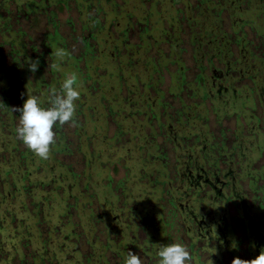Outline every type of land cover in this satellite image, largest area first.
I'll list each match as a JSON object with an SVG mask.
<instances>
[{
	"label": "rangeland",
	"instance_id": "1",
	"mask_svg": "<svg viewBox=\"0 0 264 264\" xmlns=\"http://www.w3.org/2000/svg\"><path fill=\"white\" fill-rule=\"evenodd\" d=\"M69 73L75 122L41 159L14 108ZM167 244L264 250V0H0V264H158Z\"/></svg>",
	"mask_w": 264,
	"mask_h": 264
},
{
	"label": "clouds",
	"instance_id": "2",
	"mask_svg": "<svg viewBox=\"0 0 264 264\" xmlns=\"http://www.w3.org/2000/svg\"><path fill=\"white\" fill-rule=\"evenodd\" d=\"M66 54L64 49H57L54 53L59 58ZM38 66V60L29 65L32 72L37 71ZM80 95L78 77L75 73H69L63 79L59 93L53 90L49 107H43L38 97L27 96L22 107L14 108L19 113L17 138L37 157L47 159L51 146L56 142L54 126L75 122L76 101L80 99ZM157 256L158 264H189L191 259L189 251L182 244L158 245ZM125 264H142V260L129 251ZM232 264H264V250L251 260L235 257Z\"/></svg>",
	"mask_w": 264,
	"mask_h": 264
}]
</instances>
